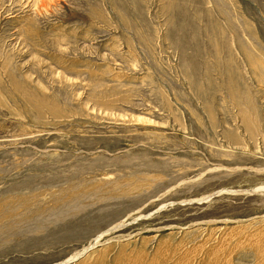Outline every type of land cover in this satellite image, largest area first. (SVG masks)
<instances>
[{
	"label": "rangeland",
	"instance_id": "374dc122",
	"mask_svg": "<svg viewBox=\"0 0 264 264\" xmlns=\"http://www.w3.org/2000/svg\"><path fill=\"white\" fill-rule=\"evenodd\" d=\"M124 220L67 264H264V0H0V264Z\"/></svg>",
	"mask_w": 264,
	"mask_h": 264
},
{
	"label": "bare ground",
	"instance_id": "6f19581e",
	"mask_svg": "<svg viewBox=\"0 0 264 264\" xmlns=\"http://www.w3.org/2000/svg\"><path fill=\"white\" fill-rule=\"evenodd\" d=\"M257 191V190H256ZM125 223V220L114 225L113 227H111L110 229L100 233L99 235H97L92 242L90 243V247H86L83 251L81 252H77L74 256H72L71 258H69L68 260H66L65 262L61 263V264H67L69 263L71 260H75V259H80L81 256L87 255L90 251V249H92L95 246H98L99 244H101V242L103 241V238L105 235L109 234L110 232H112L113 230L121 227V225H123Z\"/></svg>",
	"mask_w": 264,
	"mask_h": 264
}]
</instances>
